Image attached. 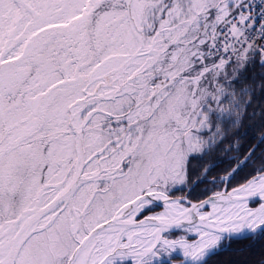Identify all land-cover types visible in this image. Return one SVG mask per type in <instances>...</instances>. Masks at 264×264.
Here are the masks:
<instances>
[{"label": "snow or ice", "instance_id": "6c2138e0", "mask_svg": "<svg viewBox=\"0 0 264 264\" xmlns=\"http://www.w3.org/2000/svg\"><path fill=\"white\" fill-rule=\"evenodd\" d=\"M240 238L264 241V0H0V264Z\"/></svg>", "mask_w": 264, "mask_h": 264}, {"label": "trees", "instance_id": "16d2710c", "mask_svg": "<svg viewBox=\"0 0 264 264\" xmlns=\"http://www.w3.org/2000/svg\"><path fill=\"white\" fill-rule=\"evenodd\" d=\"M253 108L256 107L254 103ZM252 111V108L249 109V112ZM246 123H251L248 121ZM200 166V161L193 160L191 167L193 170L198 169ZM226 165H219L218 169L225 167ZM217 169V170H218ZM247 171V170H245ZM244 173H241L237 177V180H240L243 177ZM192 181L197 179V175L193 174L191 177ZM234 181L233 183H235ZM207 185L204 183L199 184L193 192V197H196ZM181 192H176L175 195H182ZM158 210V209H156ZM264 241H254L248 238L234 239L231 241L230 245L228 244L226 248L221 249L217 255L211 258L210 264H256V261L261 259V253L264 252V248L261 247V244Z\"/></svg>", "mask_w": 264, "mask_h": 264}, {"label": "water", "instance_id": "95a60500", "mask_svg": "<svg viewBox=\"0 0 264 264\" xmlns=\"http://www.w3.org/2000/svg\"><path fill=\"white\" fill-rule=\"evenodd\" d=\"M196 180H194L193 182H195ZM177 196H179V195H177ZM160 209H158L157 211H159ZM225 245L227 246L228 245V242H225ZM226 246L224 247V248H226ZM224 248H222V249H224Z\"/></svg>", "mask_w": 264, "mask_h": 264}]
</instances>
